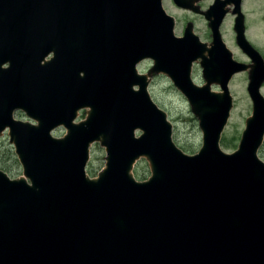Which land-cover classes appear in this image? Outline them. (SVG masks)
<instances>
[{
    "label": "water",
    "instance_id": "95a60500",
    "mask_svg": "<svg viewBox=\"0 0 264 264\" xmlns=\"http://www.w3.org/2000/svg\"><path fill=\"white\" fill-rule=\"evenodd\" d=\"M174 2L190 7L188 0ZM236 6L234 14L240 13ZM223 17L224 10L211 21L215 44L206 56L191 28L175 36V20L162 0H0V136L11 129L30 178L13 180L0 169V264H264V161L258 155L264 61L237 19L238 42L254 61V112L238 149L225 153L219 141L233 107L227 85L246 67L221 39ZM144 59H152V71L169 75L189 99L203 132L198 154L173 142L167 113L138 74ZM197 59L206 70L205 87L191 79ZM214 82L223 94L210 91ZM87 107V119L75 124ZM16 109L38 125L15 121ZM61 125L68 135L53 138L51 131ZM105 129L114 135L101 136ZM138 129L145 132L140 138ZM92 133L109 155L95 179L85 172ZM33 143L43 150L44 165L32 166L29 174L27 147ZM140 156L152 169L145 182L132 174ZM127 194L135 213L131 204L125 209Z\"/></svg>",
    "mask_w": 264,
    "mask_h": 264
},
{
    "label": "rangeland",
    "instance_id": "374dc122",
    "mask_svg": "<svg viewBox=\"0 0 264 264\" xmlns=\"http://www.w3.org/2000/svg\"><path fill=\"white\" fill-rule=\"evenodd\" d=\"M245 1L246 2H245V6L243 8V11L247 13L246 14L247 22H245V18H243V24H244V26H245V24H247V26H245V28H244V35H245V30H247V37L252 44L251 45L249 44L246 36H245V39L252 49L255 48V46H257V48H255V51L260 56H262L261 53L259 52V48H264V0H245ZM208 2H210V0L205 1V4H208ZM164 4H165L166 11L169 12L170 14L172 13L173 16L175 18H177V21L179 22V24L177 25L176 34H180L182 31V26L184 24V23L182 24V22H184L183 21L184 20V18H183L184 13L181 12L182 10L181 11L177 10L176 7L173 8V5L170 3V0H165ZM233 4L235 6V3L229 2L230 6ZM226 6H227V4L224 6V8ZM228 14H230V12L227 11V13L225 14V17ZM240 14L244 17V14H243V12H241V10H240ZM185 17H186V14H185ZM212 18H211V20H212ZM213 20H214V18H213ZM196 22H197V24H201V26H197V24L194 23L193 26L190 25L188 27L191 28L192 33H197L202 38L205 35L204 34L205 28H203V24H202V22H200V20H196ZM221 24H222V22H221ZM195 30H196V32H195ZM227 30H229V32H227ZM235 33L237 36L238 32H235ZM224 34H225L227 42L232 44L234 42L233 37H232L234 32L231 30V28L228 25H226L224 27ZM228 50H230V49H228ZM261 52H263V51L261 50ZM231 56L233 59L232 52H231ZM220 58H221V56H220ZM238 58L240 60H244L246 63H249V62H247V59L244 56L241 57L240 55H238ZM196 61H199V60L197 59ZM143 64H147V66H143ZM143 64L139 65V67H138L140 71L146 70L150 66L149 63H143ZM252 66H253V62H251V70H249V66L246 69V70H249V76H251ZM227 67H228V65H227ZM234 69L235 68H232V70H234ZM195 72H197V76H195V73H194V76L196 77V79H194L195 83L194 82L193 83L196 85L197 82H201V85L203 84L205 86V82H207L205 77L203 76V80H201V78H199V74H202V72H200V70H198V71L195 70ZM159 73L165 75L164 72H159ZM155 74H158V73H155ZM243 74H245V75H243ZM246 76H247V72L242 71V72L236 74V76L232 79L233 81L230 83L231 93L234 96V104H233L234 109L232 108V110H231V114H230V117L228 119L229 123L226 124V126H225V128L221 134V139L219 141V142H221V144H219V146L223 150V152H225V153H234L233 151L237 150V147L239 146V142L241 140V136L243 135V130L245 129V126H246V124H245L246 120L245 119L248 118L254 112V108H253V112H252V105H251L252 102L250 100L251 96H249L250 92H247V87L249 85V81L251 80V78H249V76H247V77ZM156 77H158V76H156ZM167 77H169V76H167ZM156 80H159L158 81L159 84H157V82H156L155 83L156 88L151 87V89H150L151 96H152V98L154 97L153 100L156 103L158 100V102H159L158 105L161 106V108L164 111H167V113L169 115V119L171 120V122L174 126V127H172L173 142L175 143L177 148L183 149L182 151L184 153L186 152L189 155L198 154L200 149H201V146H203V132L200 128L198 117L194 114V112H192V108H191L192 105H191L190 101H189V103L187 101L189 99L187 98L186 95H185L186 96L185 97L182 94L183 92L178 86L177 87L173 86V83H172L173 80L172 79L169 80L167 78V80H169V84L167 83L166 80H165V82H163V80H164L163 77H159ZM213 84H216L219 86L220 83L214 82L211 85H213ZM202 86H200V87H202ZM148 87L149 86L147 85V88ZM63 88H64V86H63ZM105 90H107V88ZM179 90H181V92ZM107 91H112V89L107 90ZM223 93L224 92L222 91L220 94H223ZM260 93L264 96V83L261 86ZM87 108H89V107H87ZM87 108H82L81 110L78 111L79 116L75 119V121L83 120V118H85V114H87V117H88V112L91 111V108H89V110H87ZM16 116L18 119H24L23 118L24 115H22V112H17ZM86 119L87 118H85V120ZM60 127H64V126H60ZM111 130L109 131V130L105 129V130L101 131V136H106V134L110 135V134L114 133ZM117 130H119V128ZM139 130L140 129H138L137 131H139ZM63 132H65V130L63 128H61V130L58 129L57 131H55L54 136L55 137H61L64 135ZM93 134H95V133H92L91 136L89 137V138H91V140H89V148H92V150H91L92 162H89L90 166L88 165L89 168H87V170H89V175L91 177H96L97 174L99 176V174L104 171L103 168H105V170H106L107 164L109 163V155H108V153H106V151H104L105 147L103 145H101V143H100L102 138H98L99 134H95V140H93ZM143 134H145V132H143ZM113 135L114 134H112V136ZM3 140H4L3 142L0 141V169L3 170L5 173L9 174V176L11 178H13V180H15V179L18 180L19 177L22 175L23 162H21L20 156H19V160H18V157L15 153V148L11 143H9V140L7 138H5ZM97 140H99V144H97ZM91 142H93V146H91ZM67 147H71V145H68ZM259 150L260 151H258V155L264 161V141H263V144L261 145ZM67 152H66V154L68 155ZM133 157L134 156L132 155V158ZM140 158H141V156H140ZM19 162H21V164ZM123 162L124 163L127 162V159H123ZM149 162H150V160H148V158H145V163H143V160H141V159L139 161L137 160V162H135V168H132V170H133L132 174H136V172H137L136 180H137V178H139V174L141 176V178H139L140 181H143V180L148 181L151 178L152 169L150 168ZM27 164H26V168H29V166H27ZM137 166H139V170H138ZM31 170H33L32 167L29 168V170H27V172L29 174H33V172H31ZM130 170H131V168H130ZM23 176H25V170H23ZM23 176H21V178H23ZM33 177H35V176H33ZM25 179H27V181L29 183L30 178L25 176ZM31 184H32V182H31ZM40 193H41V190H40ZM39 195H41V194H39ZM114 195L119 197V194H114ZM121 195H122V192H121ZM127 200H129V202H127ZM119 201H120V199H119ZM129 204H131V197L128 196V194H127L126 203H125V205L127 206V208H125L126 210L129 209L128 208ZM133 206H135V208H133ZM131 210L133 213H135V211H136V203H135L134 199H133V204H131ZM262 210L264 211V205H263ZM123 211H124V208H123Z\"/></svg>",
    "mask_w": 264,
    "mask_h": 264
},
{
    "label": "flooded vegetation",
    "instance_id": "af4514ba",
    "mask_svg": "<svg viewBox=\"0 0 264 264\" xmlns=\"http://www.w3.org/2000/svg\"><path fill=\"white\" fill-rule=\"evenodd\" d=\"M165 1V0H164ZM205 1H207V0H189V3H190V7H189V9H182V8H180V7H178L174 2H173V0H170V3L173 5V8H177V10H179V11H181V12H183L184 14H183V18H184V22H182V24H183V26H182V31H181V33L180 34H177V36L178 37H181V36H183L184 35V32H185V30H186V28L188 27V26H193L194 25V23L195 24H197V22H196V20H200V22H202V24H203V28H205V32H204V37H200L197 33H194L196 36H198L199 38H200V40H201V42L203 43V44H205L206 46L205 47H209L208 48V54H209V50H211L212 49V47H213V44H215L214 43V38H213V29H212V27H211V21L213 20V18L214 19H216V17L220 14H222V12H223V6L221 7V3L222 2H232V3H235V6H234V4L233 5H227L228 6V12H230V14H228L225 18H223L222 19V24H221V27L219 28V34H220V36H221V39H222V41H223V43H224V45H225V47L227 48V49H230L229 51H230V53L232 52V55H233V60L237 63V64H241V65H244L245 67H246V69H247V67L249 66V70H251V62H253V58L251 57V55L246 51V50H244V48L239 44V42H238V35L236 36V26H235V22H236V20L237 19H239V18H245V22H247V20H246V12H244L243 11V8H244V6H245V0H210V2H208V4H205ZM236 3H239V10H241V12H243V14H244V17L240 14V13H235L234 15L232 14V12L233 11H235V10H237L238 8H237V6H236ZM164 6H165V4H164ZM226 6V7H227ZM196 7V8H195ZM192 8H195V9H197L198 10V12H196V11H194ZM212 9H214V11H213V15L211 14L210 15V17L212 18V20H211V18L208 16V13H209V11H211ZM199 12H201V13H199ZM168 14H170L169 12H168ZM185 14H186V17H185ZM238 14V15H237ZM172 17H174L173 16V14L171 13L170 14ZM175 18V17H174ZM176 19V30H177V25L179 24V22L177 21V18H175ZM218 22V21H217ZM226 25H228L230 28H231V30L234 32V34H233V40H234V42L232 43V44H230V43H228L227 42V40H226V37H225V34H224V27L226 26ZM196 26V25H195ZM197 26H201V24H197ZM234 26H235V28H234ZM245 26H247V24H245ZM245 26H244V28H245ZM248 28V27H247ZM195 32H196V30H195ZM227 32H229V30H227ZM245 36L247 37V30H245ZM247 39H248V37H247ZM248 42H249V44L251 45L252 43L250 42V40L248 39ZM248 45V44H247ZM246 46V45H245ZM262 46V45H261ZM249 49H251L250 47H248ZM255 48H257V46H255ZM254 48V49H255ZM204 49V48H203ZM261 50L263 51V52H261ZM259 52L261 53V55H262V58L264 57V48H259ZM238 55H240L241 57H245L246 59H247V62H249V63H246L244 60H240L239 58H238ZM263 60H264V58H263ZM251 61V62H250ZM143 63H149L150 64V66L146 69V70H141V72L144 74V77H145V80H146V82L148 83V85L150 86V89H151V87H155L156 88V86H155V83L157 82V84H159V80H156V79H158L159 77H163L164 78V80H163V82H165V80L167 81V83L169 84V80H171L170 79V77H167L168 75H159L158 77H156L155 76V73L156 72H153L152 70L151 71H149L150 69H151V67L153 66V62L152 61H150V60H147V61H145V62H143ZM143 63H141V64H143ZM140 64V65H141ZM143 66H147V64H143ZM246 69H244V70H241L240 72H242V71H245V72H247V76H249V70H246ZM195 70H200V72H202V74H199V78H201V80H203V76L205 77V73H204V71H206L205 70V68H204V66H203V64H202V62H201V59H199V61H194L193 63H192V68H191V79L194 81V83H195V80L194 79H196V77L195 76H197V72H195ZM240 72H236V73H233L232 75H231V77H229L230 79H229V82H228V85H227V88H228V90H229V93H230V95H231V97H232V104H234V96L232 95V93H231V89H230V83L233 81L232 79L236 76V74H238V73H240ZM194 73H195V76H194ZM243 75H245V74H243ZM155 76V77H154ZM246 76V77H247ZM169 79V80H167V78ZM249 78H250V76H249ZM205 79H206V77H205ZM207 80V79H206ZM172 82V81H171ZM144 83V82H143ZM173 83V82H172ZM264 83V82H263ZM209 83H208V81L207 82H205V86H207ZM212 84V83H211ZM210 84V85H211ZM249 84H250V81H249ZM197 86H202L201 85V82H197V84H196ZM209 85V89H210V91L211 92H213V93H216V94H220L222 91L224 92V89L221 87V84H219V86L218 85H216V84H213V85H211L210 86ZM173 86H176L174 83H173ZM204 85L202 86V87H205ZM180 92H181V90H179ZM247 92H249V85H248V87H247ZM184 96H185V94L184 93H182ZM186 97V96H185ZM154 98V97H153ZM251 100V99H250ZM188 101V100H187ZM155 102V101H154ZM252 102V101H251ZM156 103V102H155ZM188 103H189V101H188ZM157 105L159 104V102H158V100H157V103H156ZM252 105V104H251ZM158 107H160L161 108V106H159L158 105ZM233 108V107H232ZM232 108H231V110H232ZM162 109V108H161ZM234 109V108H233ZM252 110H253V105H252ZM231 113V112H230ZM245 120H247V118L245 119ZM245 124H246V121H245ZM174 127V126H173Z\"/></svg>",
    "mask_w": 264,
    "mask_h": 264
},
{
    "label": "bare ground",
    "instance_id": "6f19581e",
    "mask_svg": "<svg viewBox=\"0 0 264 264\" xmlns=\"http://www.w3.org/2000/svg\"><path fill=\"white\" fill-rule=\"evenodd\" d=\"M185 2H187V1H185ZM227 5H229V2H227ZM223 9H224L225 14H226L229 8H228V6H227V7L223 8ZM208 48H209V47H205V48L203 49V53H204V55H206V56L208 55ZM109 86H110V85H109ZM119 91H120V90H119ZM81 151H82V150H81ZM81 151H80V152H81ZM83 152H84V151H83ZM83 152H82V153H83ZM80 154H81V153H80ZM84 154H85V153H84ZM81 155H82V154H81ZM85 157H87V156H85ZM141 157H143V156H141ZM253 170H254V169H253Z\"/></svg>",
    "mask_w": 264,
    "mask_h": 264
}]
</instances>
